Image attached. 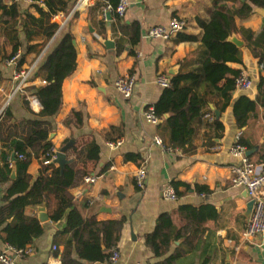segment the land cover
<instances>
[{
  "label": "crops",
  "instance_id": "obj_1",
  "mask_svg": "<svg viewBox=\"0 0 264 264\" xmlns=\"http://www.w3.org/2000/svg\"><path fill=\"white\" fill-rule=\"evenodd\" d=\"M77 1L70 0L67 11L71 10ZM128 1V10L124 17L118 20L110 14L109 18L105 16L108 11L100 6L102 0H94L93 3L80 7L72 13L61 31L57 33L56 30L52 41H49L44 49L39 53L26 54L27 42L22 32L24 16L30 14L37 18L38 15L31 8L29 0H0V4L5 6L15 3L20 14L15 24L16 37L21 42L17 51L21 56L26 55L19 70L37 62L27 84L13 94L16 84L13 75L19 70L16 69L17 64L6 65L13 56L12 45L0 26V111L7 108L12 116L8 123L10 140L0 143V168L5 154H8L10 176L14 172L15 179L16 170L12 161L14 154L8 146L11 142L18 143L23 140L28 130L27 123L47 122L51 128L47 140L51 143L53 152H58L70 140L74 141L75 146L93 141L99 149L98 161L88 164L85 168L86 176H97L99 179L93 185H86L83 182L84 176L70 193L72 203L83 219L94 217L97 221H106L121 216L125 218L116 245L119 258L114 264H155L177 248L182 250L183 255L175 264H264V238L250 242L241 238L252 210L247 208L249 201L245 190L231 185L229 171L236 162L229 150L234 136L239 132L240 142L248 148L246 150L255 149L248 157L250 162L255 166L264 163V107L257 106L247 125L241 129L237 127L232 115V105L238 98L244 96L250 100L256 99L258 79L260 76L264 77L262 65L252 55L250 46L248 47L242 35V31H245V34L251 33V43H257V49L264 51V23L258 8H253L249 18L236 19V33L224 40V43L233 44L231 40L234 38L242 43L241 47L233 44L239 50L241 64L228 63L227 67L248 76L252 87L248 91L234 90L231 102L223 112L209 104L208 108L213 117L214 111L220 114L219 120L223 125L221 138L213 140V145H208L205 137L207 130L202 127L198 129L193 140V153L182 154L171 149L164 151L153 144L154 137H159L161 141L164 139L163 132L158 126L145 123L143 114L162 93L163 89L155 83L156 76L164 74L171 77L177 74L182 67L181 62L192 58V53L200 45L202 30L195 19L208 20L212 0ZM171 18L182 20L185 27L181 33L195 36L198 42H179L178 34L168 41L144 38L148 28L167 26ZM50 22L59 26L60 18L54 16ZM133 22L139 24L140 36L137 45L131 48L128 36L121 33V28ZM65 33L72 36L76 45V67L62 82L60 109L54 116L42 118L41 106L31 89L42 86L43 81L34 77V73ZM42 41V38L37 37L30 44H40ZM106 41L111 42L113 46H104ZM118 47L119 51L116 50ZM130 51H133L134 56L129 55ZM183 67L187 68L184 64ZM127 74L133 75L136 82L131 98L124 100L112 84L116 78ZM213 103L219 104L218 99H213ZM72 113L81 116L82 124L78 128L67 122ZM118 127L123 129L121 138H117L116 133L110 131L111 128ZM50 135L52 138H49ZM117 141H121L118 148L108 147L109 143ZM27 152L29 163L26 174L31 185L39 176L43 164L37 148L28 149ZM141 153L145 156L143 160H146L147 176L143 189L136 191L133 177L143 160L136 164L124 160V155ZM65 156L66 159H73L70 151L65 152ZM76 167L79 168L78 165ZM10 176L11 182L14 179ZM172 181L188 186L187 190L177 189L181 195L174 202L162 197V191ZM10 182L0 184V196ZM195 186H203L206 189L204 196L194 191ZM201 205L213 207L216 218L202 224L204 232L192 241V247L186 246L185 240L180 239L170 245L164 256L154 257L144 244V236L153 230L158 216L170 214L175 226L180 227L186 221L178 216L177 209L181 206ZM42 208L47 215L44 205L27 207L25 215L38 220L39 210ZM39 223L43 234L29 245L31 254L15 259L16 264H60L62 246L59 242L67 236H61L63 229H55V223L49 219ZM5 246L7 245L0 241V249ZM53 247L56 248L55 251ZM72 257L76 259L74 252Z\"/></svg>",
  "mask_w": 264,
  "mask_h": 264
},
{
  "label": "trees",
  "instance_id": "obj_2",
  "mask_svg": "<svg viewBox=\"0 0 264 264\" xmlns=\"http://www.w3.org/2000/svg\"><path fill=\"white\" fill-rule=\"evenodd\" d=\"M29 1L38 17L35 18L30 14L24 16L22 32L27 42L26 54L39 53L49 41H52L58 26L50 20L58 13L66 12L70 2V0ZM102 1L100 6L106 10L109 9L110 16L118 20L119 18L113 12L118 0ZM253 8L264 9V0H212V10L208 20L195 19L202 30L200 45L192 53V58L181 62L180 71L169 77L170 86L163 89L158 100L149 107L160 119L157 126L163 132L162 144L165 148L182 154H192L193 140L198 129L202 127L207 130L205 137L208 145H213V140L221 138L223 125L219 119H214L208 105L213 104L220 112H223L231 102L235 78L240 72L228 68L227 64H241V58L239 50L233 44L224 43V40L236 33L235 20L249 18ZM0 13V26L11 41V53L14 55L21 47V42L16 37L15 27L16 21L20 18L18 7L15 3L10 6L0 4ZM121 33L128 36L129 46L133 48L139 42L140 26L136 22L123 25ZM177 34L179 42H198L195 36L181 32ZM242 35L248 47L250 46L252 55L257 58L264 71V51L257 49V43H251V33L245 34V31H242ZM37 37L42 38V43L31 45L30 43ZM72 41L73 38L69 33L63 34L34 73V77H39L44 82L42 86L31 89L41 106L42 118H50L60 109L62 82L73 73L76 67V52ZM116 50L119 51V47ZM26 54L22 55L18 61L17 70L24 63ZM129 55L134 56L133 51H130ZM183 64L187 68L183 67ZM215 98L220 105L213 103ZM257 106L264 107V77L261 76L257 83L256 99L250 100L243 96L232 105V115L239 129L247 125ZM165 116H167L166 119ZM11 118L7 108L0 114L1 144L10 140L8 123ZM68 121L76 128L82 124L78 113H72ZM27 126L28 130L23 140L18 143L11 142L8 146L14 154L16 178L10 182L11 168L8 154H5L2 168H0V184L10 182L0 196V241L14 249H24L32 245L43 234V229L36 218L25 215V210L27 207L44 205L48 219L53 223H57L68 211L65 226L61 232V236H67V238L59 242L62 246L59 256L60 264L107 262L110 250L116 248L119 241L125 218L121 216L106 221H97L94 217L83 219L75 209L70 193V190L86 176V166L98 161L97 145L93 141L80 146L73 145L66 151V153L69 151L72 153L73 159H67L69 162L63 171H60L59 167L53 163L43 165L39 176L30 185V178L26 174L29 163L27 150L37 148L43 157L44 154L52 151V145L47 140L51 130L47 122H29ZM110 131L116 133L117 138L122 137L121 127L111 128ZM241 144L243 145V142ZM19 155L23 156L24 160L18 159ZM124 160L136 164L142 161L139 154H126ZM170 185L174 188L177 197L181 195L177 191L178 188L188 189L187 185L180 182L172 181ZM135 189L139 190L136 186ZM194 191L197 194L206 193L203 186H195ZM177 214L186 223L176 227L170 214H161L156 219L153 230L144 236V244L154 257L164 256L170 245L180 239L185 240L186 246L192 247V241L204 232L202 224L216 218L214 208L208 205L181 206L177 209ZM73 252L76 259L72 257ZM182 255V250L177 248L172 254L155 264H175Z\"/></svg>",
  "mask_w": 264,
  "mask_h": 264
},
{
  "label": "built area",
  "instance_id": "obj_3",
  "mask_svg": "<svg viewBox=\"0 0 264 264\" xmlns=\"http://www.w3.org/2000/svg\"><path fill=\"white\" fill-rule=\"evenodd\" d=\"M94 0H78L76 4L73 5L72 9L64 12L58 13L55 16L60 18V23L57 29V33L61 31L68 20L70 19L73 12L80 9V7L89 5L93 3ZM129 8L128 0H118L116 7L113 12L118 18L124 17L126 11ZM110 13V10H107ZM185 27L182 20L177 18H171L167 26H153L148 28L144 33V38L147 40H162L168 41L170 38L174 37L177 33H180ZM21 53L17 51L7 62V66H15L19 61ZM37 62L33 63L28 68L16 71L13 75V79L16 81L13 94L17 91L22 90V88L27 84L31 78L33 71L36 67ZM170 78L164 74H158L155 78V83L161 89H167L170 86ZM135 77L133 75H123L116 78L113 81V88L124 100L131 98L134 86ZM44 84V82H43ZM252 87V81L244 73H240L234 82V90L237 91H248ZM143 120L145 123L157 126L160 119L155 115L152 108H147L143 114ZM241 133H236L234 136V141L230 147L229 153L233 159L236 160L235 164L229 169L230 171V183L234 187H241L245 190L247 199L253 202L252 211L244 231L241 233L242 240L250 242L254 239L264 238V163L259 166H255L250 162L249 158L245 155L246 148L240 142ZM153 144L164 151H171L163 146L162 141L159 137L153 138ZM121 145V141L115 143H109L108 147L118 148ZM55 152L51 151L43 155L42 164L48 165L53 162L55 158ZM18 159L24 160V157L19 155ZM147 176L146 160H143L134 174V185L137 189L141 190L144 187L145 180ZM99 177L97 176H85L83 182L86 185H93L97 182ZM201 196H204L201 194ZM162 197L168 201H176L177 196L174 189L167 185L162 191ZM55 251L56 248L53 247ZM31 254L30 246H26L24 249H14L10 246H5L0 249V264H16L15 259H21ZM119 258V252L116 248L110 250V255L108 257L107 263L114 264Z\"/></svg>",
  "mask_w": 264,
  "mask_h": 264
},
{
  "label": "water",
  "instance_id": "obj_4",
  "mask_svg": "<svg viewBox=\"0 0 264 264\" xmlns=\"http://www.w3.org/2000/svg\"><path fill=\"white\" fill-rule=\"evenodd\" d=\"M258 12H259L260 15L262 16L263 23H264V9H258ZM105 16H106L107 18H109V13H106ZM231 41H232V43H233L234 45H236L237 47H241V45H242L241 42L235 40L234 38H232ZM72 46L74 47V49L76 48V45H75V42H74V41H72ZM104 46H106V47L109 48V47H112L113 44H112L111 42H109V41H106V42L104 43ZM2 111H3V109L0 111V114H1ZM214 117H215L216 120H218L219 117H220V114H219L217 111H214ZM164 118L166 119L167 116H165ZM49 138H52V135H50ZM73 144H74V141H73V140H70L68 143H66V144H65V145H64V146H63L58 152H56V154H55V158H54V160H53L52 163L55 164V165H57V166L59 167L60 171H63V169L65 168V166H66V165L68 164V162H69V161L66 159L65 152H66V150H68L70 147H72ZM137 148H139L138 144H137ZM254 151H255V149L248 150V151H246L245 155H246L247 157H249ZM140 156H141V159H142V160H143L144 157H145L143 153H141ZM14 160H15V159H14V156L12 155V161H14ZM10 178H11L12 180L14 179V172L11 173ZM252 206H253V202H251V201L248 202V206H247V208L250 209V210H252ZM39 211H40V214L38 215V220H39L41 223L47 222V221H48V217H47V215L44 213V212H45L44 209L42 208V209H40ZM67 214H68V211H66V212L64 213L63 217H62L57 223H55V229H57V230H61V229L64 228V226H65V222H66V218H67Z\"/></svg>",
  "mask_w": 264,
  "mask_h": 264
}]
</instances>
